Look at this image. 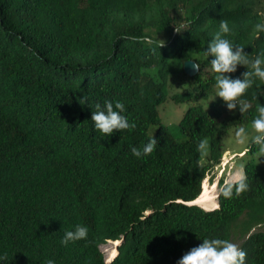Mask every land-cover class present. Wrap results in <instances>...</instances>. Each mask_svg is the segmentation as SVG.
<instances>
[{
	"label": "trees",
	"instance_id": "obj_1",
	"mask_svg": "<svg viewBox=\"0 0 264 264\" xmlns=\"http://www.w3.org/2000/svg\"><path fill=\"white\" fill-rule=\"evenodd\" d=\"M221 21L230 29L222 38L250 62L264 52L255 29L264 0H0V264H177L205 238H239L246 264H264V166L252 140L241 158L247 191H220L218 210L185 204L220 165L225 137L250 133L264 105L255 76L236 110L209 101L217 73L205 52ZM189 60L200 68L193 77ZM246 71L251 63L226 75ZM173 84L184 92L169 96ZM167 100L190 104L179 123L184 140L162 122ZM106 101L122 102L136 128L96 130L92 111ZM240 101L251 105L243 114ZM152 137V154H131ZM206 139L207 155L198 151ZM78 224L87 239L64 246ZM121 239L106 263L101 246Z\"/></svg>",
	"mask_w": 264,
	"mask_h": 264
},
{
	"label": "clouds",
	"instance_id": "obj_2",
	"mask_svg": "<svg viewBox=\"0 0 264 264\" xmlns=\"http://www.w3.org/2000/svg\"><path fill=\"white\" fill-rule=\"evenodd\" d=\"M255 29L257 32L264 31V25L257 24L255 26ZM229 31L230 29L228 27L227 21H221L220 32H218L215 37L208 43L205 55L207 57L213 58L210 60L211 68L213 72L217 73L215 77L216 87L218 89L216 97H220L225 102L229 111H234L237 109L236 102L253 85L252 77L255 76L259 78L260 81H264V58H262L264 57V52H261L254 61L250 62L243 47L234 46L228 39L222 38V34H227L229 33ZM159 42L160 48L165 45V42L163 40H159ZM249 63H251L253 71H246L245 73H243V79H233L229 75H226L236 72L238 65L246 66ZM194 68L199 69L200 71L198 64H195ZM250 107L251 105L247 101H240L239 112L243 114ZM124 110V104L119 101H117L115 105H113V103L110 101H106L103 107L101 106V104L97 103L95 105V111H92L91 115V120L94 122L95 129L106 136H111L115 131L122 132L125 130H134L136 128V123H130L129 120L121 114ZM257 112V118L252 121V128L256 133V135L252 137V142L259 146V150L261 153H264V105H258ZM235 136L237 142L244 143L247 138L246 129L244 127H240L236 131ZM157 143V140L152 137L143 146L142 150L135 146L131 147V154L137 158L148 156L154 152L157 147ZM207 147V140H202L198 144V151L203 153L207 149ZM244 153L245 152L243 151L239 155L243 157ZM209 175L205 180L208 179ZM205 180L202 183V191ZM209 180L212 181L211 185L217 184V189H220L224 198L232 197L233 188H235V194L237 196L248 190L246 173L242 168L236 172V174L230 179L228 183H224L225 185H227L223 189H221L220 187V182L223 179L219 180L218 182H214L212 178H210ZM220 191L217 194L218 202L213 203L211 209H204L198 204L193 203L200 197L201 194L196 200L187 202L185 204L189 206H198L205 211L218 210L220 207ZM149 213L150 212H148V214ZM87 235L88 229L85 226L78 224L75 226L74 231L69 230L65 232L61 243L64 246H67L69 242H76L79 240L87 239ZM112 241L113 240H109L107 242ZM117 241L119 242L116 247L118 256L119 247L121 246L123 239ZM202 241L203 242L201 244L192 247L190 250L184 253L178 260L177 264H246L247 253L242 250L237 244L224 239L205 238ZM115 258L111 261H107L105 258V262L111 263L115 260ZM0 259H2V257H0ZM46 264H55V261L49 259Z\"/></svg>",
	"mask_w": 264,
	"mask_h": 264
},
{
	"label": "rangeland",
	"instance_id": "obj_3",
	"mask_svg": "<svg viewBox=\"0 0 264 264\" xmlns=\"http://www.w3.org/2000/svg\"><path fill=\"white\" fill-rule=\"evenodd\" d=\"M176 92H179V93L184 92L179 84H173V86L169 88L168 93L170 96ZM215 98L216 96L215 97L210 96L209 101H212ZM209 101L204 100V103L200 105H202L206 109L208 107ZM189 107H190V104L188 103L176 105L171 100H167L159 107V113L162 118L163 124L166 125L169 128V131L179 140H184L185 138L184 135L180 131L179 123L182 120L186 111L189 109ZM156 131H157V126H152L149 133L150 135H154ZM255 135L256 133L252 129L250 133H247V138L244 143L237 142L235 132H232L228 136L225 137L223 145H224V150H226L227 152L224 154L221 164L217 166L214 169V171L210 173L208 179L205 180L204 189H210L212 187V186H209L212 184V181L209 180L210 178H212L214 182H218L219 180L223 179L224 183H228L239 169L241 168L243 169V165L245 161L248 160V158L247 159L245 158L242 161L241 159L242 156L239 154L245 151V149L250 144L252 137ZM207 143H208V147L204 151L206 155L208 154V151H209V140H207ZM253 158L257 164L264 166V153H261L259 151L255 156H253ZM216 188H217V184H216ZM219 191L220 189L218 188L213 194V196L216 198V201L218 198L217 194L219 193ZM257 230L264 231V226L258 227ZM232 242L237 244L239 247L242 243L239 238H233ZM117 244H119V242L117 243L107 242L101 246V250L104 253L107 261H111L114 258L115 254L117 253L116 251Z\"/></svg>",
	"mask_w": 264,
	"mask_h": 264
},
{
	"label": "bare ground",
	"instance_id": "obj_4",
	"mask_svg": "<svg viewBox=\"0 0 264 264\" xmlns=\"http://www.w3.org/2000/svg\"><path fill=\"white\" fill-rule=\"evenodd\" d=\"M211 186L212 187L210 189H204V184H203V193H202V195L196 201H194L193 203L194 204H199V205L203 206L206 209H211L212 204L218 202V198H217V201H216V198L213 196V194L215 193V191L217 189L216 188V184H213ZM117 242L118 241H116V243Z\"/></svg>",
	"mask_w": 264,
	"mask_h": 264
},
{
	"label": "water",
	"instance_id": "obj_5",
	"mask_svg": "<svg viewBox=\"0 0 264 264\" xmlns=\"http://www.w3.org/2000/svg\"><path fill=\"white\" fill-rule=\"evenodd\" d=\"M195 64L197 63L193 60H189L185 62L184 70L188 76L193 77L199 73V69L194 68Z\"/></svg>",
	"mask_w": 264,
	"mask_h": 264
}]
</instances>
